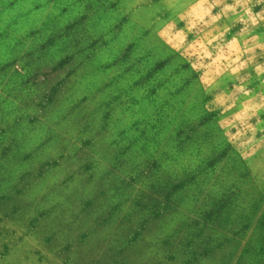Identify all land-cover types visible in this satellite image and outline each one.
Returning a JSON list of instances; mask_svg holds the SVG:
<instances>
[{
    "label": "rangeland",
    "instance_id": "374dc122",
    "mask_svg": "<svg viewBox=\"0 0 264 264\" xmlns=\"http://www.w3.org/2000/svg\"><path fill=\"white\" fill-rule=\"evenodd\" d=\"M214 1L178 52V0H0V264H264V0Z\"/></svg>",
    "mask_w": 264,
    "mask_h": 264
},
{
    "label": "crops",
    "instance_id": "0c3cea01",
    "mask_svg": "<svg viewBox=\"0 0 264 264\" xmlns=\"http://www.w3.org/2000/svg\"><path fill=\"white\" fill-rule=\"evenodd\" d=\"M214 0H178L177 8L180 9V13L177 18L178 23V31L174 36L169 37V45L175 51H182L191 49L195 45L193 44L197 38H199L200 34H198V30H195L194 27L197 23L204 21V17L202 15L196 14L195 11L200 8L202 5H205L207 2L213 3ZM216 3V1H214ZM205 19H207L205 17ZM209 19L213 20L214 23H231V20H227L226 16H211ZM230 29V28H229ZM222 33V32H221ZM224 43L218 45L216 47H221V50L226 53L229 61L225 62H208V61H199L205 66L203 73L200 76L203 79H207L209 82L208 85H212L214 79L209 78V72L213 71H240V70H251L249 66V58L243 59L239 57V53L243 51L249 50V40L248 36L244 35L243 29L241 31H225V38L223 40ZM215 49V48H214ZM219 55V52H217ZM215 55V56H217ZM198 62V63H199ZM197 61L195 59L194 62H191V67L197 68ZM245 65V67H244Z\"/></svg>",
    "mask_w": 264,
    "mask_h": 264
}]
</instances>
